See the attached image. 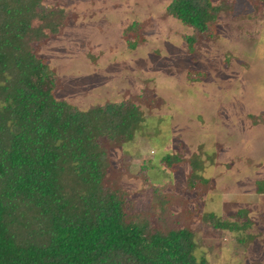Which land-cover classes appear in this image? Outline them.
Instances as JSON below:
<instances>
[{
	"label": "rangeland",
	"instance_id": "rangeland-1",
	"mask_svg": "<svg viewBox=\"0 0 264 264\" xmlns=\"http://www.w3.org/2000/svg\"><path fill=\"white\" fill-rule=\"evenodd\" d=\"M168 1L44 0L67 18L37 52L56 74L58 99L82 109L129 99L142 108V130L111 152L128 166L121 185L141 209L152 203L150 184L160 185L173 211L191 215L207 264H264V0H213L227 4L216 37L191 52L182 37L191 30L165 14ZM153 99L160 105L148 110ZM172 152L204 159L212 189L186 192L190 167L160 164ZM237 212L253 222L246 249L230 232L198 228L206 213L229 220Z\"/></svg>",
	"mask_w": 264,
	"mask_h": 264
},
{
	"label": "trees",
	"instance_id": "trees-1",
	"mask_svg": "<svg viewBox=\"0 0 264 264\" xmlns=\"http://www.w3.org/2000/svg\"><path fill=\"white\" fill-rule=\"evenodd\" d=\"M226 8L224 1L169 0L164 10L191 30L182 36L191 52L198 40L215 39ZM66 18L44 0H0V264H207L197 255L191 215L172 210L170 193L150 184L152 203L141 209L121 185L128 166L111 152L142 130V108L125 99L82 109L56 97V74L36 47ZM160 164L190 167L186 192L212 189L198 156L166 153ZM197 225L232 233L241 249L255 239L246 234L253 227L247 212L229 220L206 213Z\"/></svg>",
	"mask_w": 264,
	"mask_h": 264
}]
</instances>
